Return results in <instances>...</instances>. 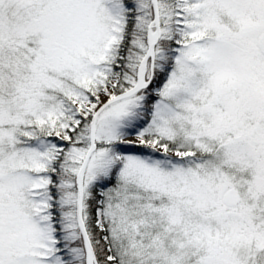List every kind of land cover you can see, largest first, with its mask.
I'll list each match as a JSON object with an SVG mask.
<instances>
[{
	"label": "snow or ice",
	"instance_id": "6c2138e0",
	"mask_svg": "<svg viewBox=\"0 0 264 264\" xmlns=\"http://www.w3.org/2000/svg\"><path fill=\"white\" fill-rule=\"evenodd\" d=\"M0 264H264V0H0Z\"/></svg>",
	"mask_w": 264,
	"mask_h": 264
}]
</instances>
